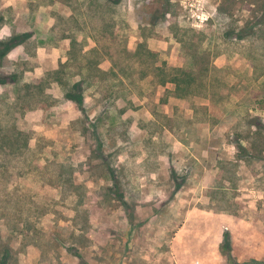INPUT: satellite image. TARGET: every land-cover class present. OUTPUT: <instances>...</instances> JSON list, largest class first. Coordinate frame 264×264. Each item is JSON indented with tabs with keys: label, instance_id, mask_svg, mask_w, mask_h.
I'll use <instances>...</instances> for the list:
<instances>
[{
	"label": "rangeland",
	"instance_id": "374dc122",
	"mask_svg": "<svg viewBox=\"0 0 264 264\" xmlns=\"http://www.w3.org/2000/svg\"><path fill=\"white\" fill-rule=\"evenodd\" d=\"M0 80V264H264V0H0Z\"/></svg>",
	"mask_w": 264,
	"mask_h": 264
},
{
	"label": "crops",
	"instance_id": "0c3cea01",
	"mask_svg": "<svg viewBox=\"0 0 264 264\" xmlns=\"http://www.w3.org/2000/svg\"><path fill=\"white\" fill-rule=\"evenodd\" d=\"M203 146H205V145H203ZM224 146L226 148L228 147V145H224ZM207 151L209 152L208 154H210V156H208V157H211V155L213 154L212 148H209ZM201 158L204 159L205 156L196 157L197 162L205 163L206 160L204 159L202 161ZM225 159L226 158L219 159V160L223 162ZM242 162L243 161L240 160V163H242ZM216 169L218 170L217 172L219 174L221 168L219 166H217ZM217 172L214 173V176L217 175ZM215 178H217V177L212 178V180ZM209 182H210V184H212L213 181H209ZM206 197L208 198L207 202L203 201L202 194H200V197L198 198V201L196 204H202V205L213 204L212 200L210 199V196L208 195ZM236 199L237 198H235L234 200H236ZM209 211H212V210L210 209ZM197 212H198V209H197ZM193 214H194V212H193ZM212 214H216V216H218L220 213H211V214H209V216H212ZM195 217H197V215H195ZM233 218H235L233 215H225L224 214L223 220H222V218H209L208 219L207 217L203 220H199L196 218H194L193 220L186 219L181 223V226L178 229V232H176V236L174 237L172 244H174L173 246L174 247L176 246L180 250H182L184 247H187L190 250L191 259H189L187 261L188 264L189 263H191V264H193V263H196V264H219L217 261L218 260L217 258H219V257L216 254V252L215 251L210 252V250H207V249H209L210 247H217L218 246L217 242H218V239L221 238V236H220L221 231L225 230L226 226L228 227V226L232 225ZM247 223H245L246 226H249V223L248 224ZM263 225H264V223H263ZM180 238H181V240H180ZM219 242H220V239H219ZM194 248L195 249L199 248L201 250V252L200 251L197 252V254H199V255L196 256V251L193 250ZM193 255H194V257H193ZM178 259L180 260L179 257H178ZM181 261L182 260H180V261L177 260L178 264L181 263Z\"/></svg>",
	"mask_w": 264,
	"mask_h": 264
},
{
	"label": "trees",
	"instance_id": "16d2710c",
	"mask_svg": "<svg viewBox=\"0 0 264 264\" xmlns=\"http://www.w3.org/2000/svg\"><path fill=\"white\" fill-rule=\"evenodd\" d=\"M12 42H13V41H12ZM12 42L9 41L7 44H5L6 51H9V50L11 49V47H12ZM3 83H5V81H4V80H0V84H3ZM67 97H69V95H68ZM70 98H71V97H70Z\"/></svg>",
	"mask_w": 264,
	"mask_h": 264
},
{
	"label": "built area",
	"instance_id": "2783aa9c",
	"mask_svg": "<svg viewBox=\"0 0 264 264\" xmlns=\"http://www.w3.org/2000/svg\"><path fill=\"white\" fill-rule=\"evenodd\" d=\"M197 18L199 19V21H200L201 23H203V22L207 19V17H205V18L203 19L200 15H198Z\"/></svg>",
	"mask_w": 264,
	"mask_h": 264
}]
</instances>
